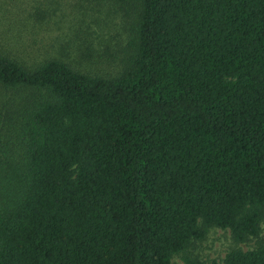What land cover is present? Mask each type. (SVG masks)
Here are the masks:
<instances>
[{"label":"trees","instance_id":"16d2710c","mask_svg":"<svg viewBox=\"0 0 264 264\" xmlns=\"http://www.w3.org/2000/svg\"><path fill=\"white\" fill-rule=\"evenodd\" d=\"M124 1L115 75L0 53V85L27 91L0 145V264H172L211 227L256 244L209 264H264V0Z\"/></svg>","mask_w":264,"mask_h":264},{"label":"rangeland","instance_id":"374dc122","mask_svg":"<svg viewBox=\"0 0 264 264\" xmlns=\"http://www.w3.org/2000/svg\"><path fill=\"white\" fill-rule=\"evenodd\" d=\"M131 13L124 0H0V53L28 68L59 58L83 72L112 76L129 52ZM26 92L0 85V145L15 144L16 107ZM255 240L236 243L229 230L211 227L171 262H221L233 248H254Z\"/></svg>","mask_w":264,"mask_h":264}]
</instances>
